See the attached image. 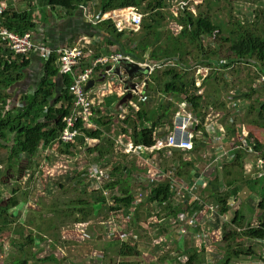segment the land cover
<instances>
[{"label":"rangeland","instance_id":"rangeland-1","mask_svg":"<svg viewBox=\"0 0 264 264\" xmlns=\"http://www.w3.org/2000/svg\"><path fill=\"white\" fill-rule=\"evenodd\" d=\"M6 1L0 0L3 4H6ZM146 1L147 4H152V6L145 7V11H143V5L139 7L141 12H145V17L156 13L163 17L160 31H165L167 35L161 38L162 42L173 40L176 34L169 30V25L175 22L176 14L179 16L184 10L196 15L199 11H202L203 15L216 22H221L229 29H233V25L237 26L240 23L245 27L255 28L259 32L264 31V0H165L163 8H157L156 3L159 2L158 0ZM8 2L9 5L11 4L12 9L25 10L28 6L35 7L39 11V15H42L45 20L47 18L45 13L46 4L43 3V0H9ZM197 6L200 7V10L197 9ZM58 16H60V12ZM128 34L132 33L128 32ZM204 42L205 44H211L212 47L216 45L215 42L208 43L207 38L204 39ZM104 43V41H100L93 46L102 48ZM128 45L130 47L133 44L128 43ZM221 50L215 57L212 66H203L196 64L197 49L192 48V62L185 65L184 70L178 69L188 75L189 81L193 80L194 83L197 80L200 82L201 79L198 74L199 67H206V70L209 71V78L206 80L207 82L201 84V87L204 88L203 104L207 108H213L216 113L220 112L219 124L225 128L226 135L234 139L237 129L244 127L251 137L263 145L261 150L264 153V120H261L259 114V107L264 102V89L252 90L257 70H261L255 63L233 62L230 57L227 60L226 55L228 53L225 49ZM173 61L177 65L174 68H177L178 64L175 60ZM221 61L229 66H222ZM219 63L221 64L219 65ZM162 72L158 71L157 74ZM28 83L29 80L24 77L23 80L8 89V93L13 94L14 105L20 106L21 95H24V93L29 94L28 92L32 91L35 83L32 82L31 85ZM145 91L146 99L140 105H143L142 110L147 112L146 117L152 120L146 122L145 125L151 126L168 108H170L171 114L174 113V110H176L175 105H169L156 81L153 86H147ZM245 95L251 96L250 103L243 104L240 111L231 108L239 100L244 101ZM243 106H245L244 109ZM103 107H105L106 114L110 115L111 119H109L113 125L114 121L117 120L118 107L116 105L110 106L109 100ZM99 111H101L100 108H97L95 112L99 114ZM163 120L167 121L168 118ZM131 121L133 120L131 119ZM169 123L168 120L166 124ZM228 126L232 127L233 130L228 131ZM159 127L164 129L165 132L162 135L164 136L167 133V126L159 124L157 129ZM113 130L114 127L111 126L107 134L114 138L120 134V131L113 132ZM11 139L2 140L1 143L6 148H0V264H94V261L88 257L89 253L95 246L100 251H105V247L107 248L109 243L107 242L109 240L106 227L101 223L103 220H107L109 212L105 208L97 213L95 217L92 216L88 220L91 225L88 228L87 237L83 241L79 240L74 233L76 223L73 224L72 222L77 216L65 217L62 212L64 209L68 211L72 209L79 210L80 205H77V203L80 204L89 199L92 201L93 193L91 186L85 180H82V176L74 178L77 173L76 167L80 163L83 165L84 161H89L93 164H107L109 167L115 168L120 164L131 165L129 162L134 161V159H129L128 155L116 149L114 144L110 142L113 146L106 158L95 157L89 160L88 155H85V157L78 160L79 164L66 162L67 159L64 158L65 154L62 152L64 147H61L58 152L53 150L55 146L48 150L41 149L34 157L30 158V155L23 154L20 160L13 159L9 162L10 148L13 145ZM232 141L234 142V140ZM215 150L216 148L212 150L213 154L211 153L207 160L200 158L197 152H192L193 157L190 158V161L196 157L197 160L193 161L200 165L198 170L203 171L206 164L216 158ZM246 158L247 155L242 153L241 160L238 161L234 157L232 159L224 158L221 163L213 162L207 171L208 176L212 174L214 178L221 179L219 185L221 192L230 193L233 189L239 190L237 197L242 202L240 210L245 220L233 225L230 224L232 218L228 217V224H224V235H228V239L224 241L225 236L223 235L222 240L217 244L210 242L207 244V247L211 250L205 257L206 264H223L229 253L240 249L244 251H247V249L252 250L250 256L232 257L230 264H264V242L255 241L243 235L245 229L260 224L263 217L262 212L259 210V203L262 201L264 194L260 182H256L253 186L250 184V181L253 180L246 176V169L243 164ZM177 163L178 161H176ZM171 164L170 161H164L162 168L168 171L171 169ZM120 166L122 168V165ZM132 166L135 170L138 165L132 163ZM224 167H226L225 172H220ZM192 169H195V167H185L181 170L189 176L190 173L193 174L197 167L194 171ZM137 170L140 174H146L145 171L139 168ZM116 178L128 181L122 178L120 170L116 173ZM231 182L232 185L229 184ZM132 184H135V182ZM142 184H145V181ZM253 187L254 191H251ZM71 201L75 205L71 204ZM14 202L16 206H14ZM215 207L221 211L220 205L215 204ZM149 211H151V204L148 203V200H144L138 213L142 214L141 220ZM120 214L125 218L127 211L123 210L122 213L119 212ZM163 214L164 218L167 219L168 212L163 211ZM117 221H120V219L117 218ZM92 223H94L93 226ZM139 223L135 221L134 217L130 216V224L127 225L126 235L127 233L133 235V237L127 236L130 237V245L136 248L139 256L142 252H146L152 257L139 258V262L133 260L132 264H183L182 262L186 260V257H184L186 256L185 251L195 247V240L192 235L179 238L173 229H167V231H173V234L169 236L166 245L152 246V237L136 228ZM210 228L213 230L216 229V226H210ZM27 236L29 239L32 238L34 242H29ZM110 249L107 250L109 256L106 257L104 264H121L123 261L119 262L118 260L117 244H114ZM96 264L100 263L96 262Z\"/></svg>","mask_w":264,"mask_h":264},{"label":"built area","instance_id":"built-area-1","mask_svg":"<svg viewBox=\"0 0 264 264\" xmlns=\"http://www.w3.org/2000/svg\"><path fill=\"white\" fill-rule=\"evenodd\" d=\"M7 8V3L0 2V17L3 16ZM25 10L31 11L30 9ZM77 10L87 22L95 27L104 21H110L119 32L126 34L128 32H139L143 18L146 15L138 7H124L100 13L96 1L81 4ZM34 16H39V14H34ZM176 17H178V14H176ZM169 27V30L176 35L183 30V26L177 20L171 23ZM0 40L8 48L7 54L12 62L29 59L32 53H38L44 65L48 57L56 53L59 56L60 74L72 77V111L69 115L63 117L64 128L55 149H53L59 152L61 147L73 145L75 148L71 151L72 153H63L65 154L64 158L67 159L66 162L79 164L78 160L85 157V155H88L89 160L99 157V151L92 152L91 149L95 146H98V148L106 147L112 142L116 149L128 155L129 159H134L129 163L137 164L138 168L146 172L145 175L132 170L121 173L123 179H129L130 195L133 199L130 208L109 210L107 220L101 222L106 227L109 242L118 243V250L123 244L130 243L129 236L133 237V235L127 233L129 235L127 236L126 229L130 224V216H132L137 223L140 222L136 228L152 237V246L167 244V235L163 232L162 225L168 223L179 238L192 235L195 240L194 248L205 250L206 255H208L211 249L207 247V244L209 242L217 244L222 240L224 226L228 224V217L230 216L233 220L235 212L241 209L242 202L237 196L232 197L226 204L228 211L221 213L214 203L208 201L205 195L209 184L207 171L213 162L217 163V161L224 158L232 159L234 157L236 159L237 154L242 153L246 154V159L249 160L246 168L250 172L256 168V176L259 179L263 178L264 153L257 148L258 142L256 139L251 137L244 127H240L237 129L234 139L233 137L230 138V148L225 149L222 144L227 136H224L225 130L219 124L220 112L216 113L213 108H207L203 103L199 109H195L185 93L180 94V100L176 99L175 94L167 93L164 94V97L168 100L169 105H175L176 110L173 113L172 123L167 125L166 135L159 136L157 134L159 130L156 129L153 135V145H136L130 139L129 134L123 132V129L127 128L125 122L128 117H133L139 112L138 104L146 99L145 90L147 86L154 85L153 76L158 71L174 69L177 66L173 60L152 61L145 56L143 61H135L132 57L123 53L119 46L107 45L104 37L99 34L87 35L85 39L80 38L74 45L53 46L38 41L34 37L33 31L19 33L0 24ZM100 41H104L105 46L102 48L93 46ZM133 63L144 70L138 71L130 78L126 69L130 67L129 64ZM221 65L228 64L222 63ZM208 73L206 67H199L198 74L201 79L200 82L195 81V87L198 89L195 95L204 96V88L201 87V84H204L207 77H209ZM92 80L94 85L87 90L86 87ZM262 89H264V74L257 70L252 90ZM250 98L249 95L244 101L239 100L231 108L240 111L243 104L250 103ZM107 100L110 101V106L116 105L118 107L117 120L111 126L114 127L113 132L120 131V134L113 138L105 132L99 139H93L86 131L101 130L97 119L110 116L106 114L105 107H103ZM97 108L101 110L99 114L95 112ZM197 140H199V145L196 143ZM214 140L219 143L216 148V158L213 162L206 164L203 171L197 169L190 180L181 178L173 166L168 171L162 168L164 161L174 160V153L179 151L182 153L197 152L200 158L207 160L211 153H203L202 147L197 146L205 147ZM107 154L103 158H106ZM76 169L77 173L74 178L82 176V180H85L91 186L92 193L101 194L104 197L106 207L104 204H97L101 210L116 207L115 200L112 197L115 194L117 195V190L114 191L109 187L117 180L114 168L109 167L107 164H93L84 161V164L81 165L80 163ZM144 181L145 184H142ZM163 181H167L168 184L169 202H152L151 211L147 212L142 220V214L134 216L137 208L144 203V200L152 197L155 199L153 190ZM133 182L135 184H132ZM169 204L172 207L171 210H173L170 213L165 210ZM123 210L127 211L125 218L121 214L119 215V212L122 213ZM163 211L168 212L167 219L164 218ZM117 218L120 221H117ZM232 220L230 224H232ZM90 225L91 223L88 221L75 224L76 230L74 233L79 240L83 241L87 237ZM210 226H216V229L211 230ZM106 253V251L93 250L88 257L93 261L98 260L100 262L105 259ZM118 260L119 262L122 261L120 257H118Z\"/></svg>","mask_w":264,"mask_h":264},{"label":"trees","instance_id":"trees-1","mask_svg":"<svg viewBox=\"0 0 264 264\" xmlns=\"http://www.w3.org/2000/svg\"><path fill=\"white\" fill-rule=\"evenodd\" d=\"M89 1L95 0H43V3L46 4V15L48 10L55 12L58 9L71 15L76 11L79 5ZM158 1L159 2L156 3L157 8H163L165 0ZM96 2L100 13L124 7L139 8L141 5H143V11H145V7L149 8L152 6V4H147L146 0H96ZM28 8L31 11H15L14 9L7 8L3 16L0 17V24L19 33L35 30L38 27V19L34 16L33 7L28 6ZM197 9L200 10V7L197 6ZM171 17H173V15H171ZM175 19L183 26V30L178 35H174L175 37H173V40H170V42H162L161 38H163V36L165 37L167 33L165 31H160L163 17L158 13L147 15L142 21L141 30L137 33L127 35L123 32H119L110 21H104L94 27L92 33L86 35L93 36L95 34H101L107 45L119 46L123 53L129 55L135 61H143L145 56L148 60L152 61L175 60L178 64L177 68L168 69L158 74L156 73L153 79L163 93H173L176 95L177 100H180V94H187L189 101L193 104L195 109L200 108L204 96L195 95L198 90L197 87H195V82L193 83V80L190 82L189 76L181 72L182 69L184 70L185 65L192 62V48L197 49L196 64L212 66L219 51L225 49L228 53V55H226L227 60L230 57V59H233V62L255 63L264 74L263 30L259 32L255 30V28L251 29L240 23L237 24V26L233 25V29H229L221 22H216L210 17L203 15L202 11H199L196 15L184 10ZM205 38L209 40L208 43L215 42L216 45L212 47L210 46L211 44H205ZM128 43H132L133 45L128 47ZM7 52L8 48L0 40V148H6V146L2 145L1 141H7L11 139L12 136L11 141L13 145L10 148L8 157V161L10 162L13 159L20 160L23 154L30 155V158L34 157L41 149L53 148L56 145L64 128L63 117L69 115L72 111L73 95L71 86L73 79L69 75L60 74L59 56L53 53L45 61L42 75L36 86L32 87V91L28 92L29 94L24 93V95H21V105L16 106V104H13V94H9L8 89L10 86L24 79L26 76L25 71L31 65V60L24 59L12 62ZM178 68H181V70ZM208 78L209 77H207L206 80H208ZM245 96L249 97V95ZM259 114L261 120H264V102L261 103L259 107ZM146 115L147 112L142 110L141 112H137L135 116L139 121L138 123H136L137 121H131L130 117L127 118L125 122L127 128H124L123 132L128 133L130 139L136 145H153V135L156 127L159 124H165L168 120L171 124L173 119V114H171V110L168 108L156 122H153L151 126H147L145 123L152 120L146 118ZM109 118V116H103L101 119H97V123L101 126V130L86 131V133L93 139H99L101 135L111 129L112 122L110 121L111 118ZM164 118H168V120H163ZM228 129L229 131L233 130L232 127L229 126ZM112 146L113 144L111 143L104 148L95 146L91 151L98 150L99 157L103 158L105 154L111 152ZM74 148L73 145H67L64 146V151L62 152L72 153L71 151H73ZM257 148L261 150L263 149V145L258 142ZM236 160H241V153L237 154ZM183 169H185V167H183ZM119 170L120 169L116 167L115 173ZM182 172L184 173V171ZM178 173L180 175V171ZM256 182H260L264 190V177L261 178L260 181H250V184L253 186ZM220 183L221 179L217 177L210 184L212 187L209 189V192L211 200L220 205L221 213H226L228 211L226 204L231 193H233L231 197L238 196L239 190L233 189L230 193L221 192ZM229 184L232 185L233 183L231 182ZM109 187L114 191L117 190V195L115 194L112 197L115 200L116 207H110L106 211L130 208L133 198L130 195L128 181L117 179ZM251 191H254V187ZM153 196L155 199H153V197L147 199L149 204L154 201H159L160 203L169 202L170 191L167 181L158 184L153 190ZM262 198V201L259 203V210L262 212L263 217L260 224L245 229L243 235L246 238L264 242V194ZM97 203L105 205L106 201L101 194L93 193L92 201L89 199L80 204L77 203V205H80L79 210L72 209L68 211L64 209L62 213L65 217L77 216V218L72 220L73 224L87 222L94 216V206L97 205ZM13 204L16 206L15 202ZM71 204H74L73 201H71ZM141 206L137 208L134 216L138 215ZM171 209L172 207L169 204L165 210L170 213L173 212ZM243 220H245V217L241 214V211H236L232 224H239V222ZM224 236L225 241L228 239V235ZM28 240L29 242H34L32 238H28ZM250 251L252 250L247 249V251H244L240 249L238 251H233V253H229V256H227L223 264H230L232 257L238 258L242 255L250 256ZM118 252V256L123 261L121 264H132V261L135 259L134 257L139 255L136 248L130 245V243L123 244ZM185 253L186 256L184 257H187V260L183 264L206 263L205 250L193 248L186 250Z\"/></svg>","mask_w":264,"mask_h":264},{"label":"crops","instance_id":"crops-1","mask_svg":"<svg viewBox=\"0 0 264 264\" xmlns=\"http://www.w3.org/2000/svg\"><path fill=\"white\" fill-rule=\"evenodd\" d=\"M8 1L9 0L6 1L7 6H8V8H11L12 9V7H10L11 4L9 5V2ZM27 9H29V8H27ZM14 10L15 11H24V10H19V8L18 9H14ZM33 10H34V14L35 15H38L39 14L38 13L39 11H37V9L35 7H33ZM59 10L60 9L56 10L55 12L49 11V14L47 13L46 20L42 16H38L39 17L38 27L35 30H33L34 37L38 41L45 42V43H48L49 45H53V46L74 45V44H76L78 42V40L80 38L81 39H85V38H87V35L86 34L89 35V33H92L94 31L93 28L95 26H93L89 22H87L84 19V17L79 13L78 10L75 11L71 15H68L64 11H62V10L59 11ZM59 12H60V16H58L59 15ZM99 35H101V34H99ZM103 46H105V43H104ZM99 50H100V48H99ZM29 59L31 60V65L25 71V74H26L25 78L29 80V83H28L29 85H31V83L34 82L35 83L34 86H36V84H37V82H38V80H39V78H40V76L42 75V72H43V63L41 61V56L38 53H32L31 56L29 57ZM142 106L143 105H140V103L138 104V109H139L138 111L139 112L142 111ZM135 116H136V114L133 115V117H130V118L133 121H135V122L137 121L136 123H138L139 121L135 118ZM163 125L166 127L168 124L165 123ZM221 127H223V126L221 125ZM156 129H157V127H156ZM219 129H218V131H219ZM157 130H159V132L157 134L159 136L163 137L162 135L165 132L164 129H162L161 127H159V129H157ZM224 130H225V128H224ZM228 131H229V129H228ZM225 135H226V130H225L224 136ZM226 136H227V138H226L225 141L223 140V144L222 145L224 146L225 149H228V148H230V138L231 137H229L228 135H226ZM196 143H197V145H199L200 144L199 143V140H197ZM217 146H219V143L214 140V141L211 142V144L205 145V147H203L201 145L200 146H197V147H202V149H203L202 152L203 153H206V152L207 153H212V150L214 148H217ZM191 157H193L192 152L191 153H187V152L182 153V152L179 151V152L174 153V160L168 159V160H166V162H168V161H170V163L172 162V164L170 166H173L175 170H178V172L180 171V175H179V173H178V175L181 178H183L184 180H190V178L192 176V173H190V175H189L190 177H189L188 174L183 173L180 169H183V167H188V166L191 167V168H194L195 167V169L197 167V169H199L200 165L197 164L195 161H193V160H197V158L194 157V159L192 161H190V158ZM180 158H181V160H180ZM176 161H178L177 164H176ZM182 162H183V164H182ZM210 162H213V161H210ZM218 163H221V160L217 161V164ZM247 163H249V160L246 159V161L243 163L244 164V167L246 169V176H249L253 181H260V179L256 176L257 169L254 168V170L252 172H250L249 169L246 168V164ZM120 165H122V168H121ZM120 165L117 166L120 169V173H122L123 171H127V170L138 171L137 170L138 167L135 170L133 169L134 167L132 166V163H131V165H128V164H120ZM115 168H114V170H115ZM195 169H192V170L194 171ZM225 169H226V167H224L223 170H221L220 172H225ZM195 171L193 173H195ZM198 171H200V170H198ZM216 178L217 177L214 178L212 176V174H210L207 177V180H208L209 184L207 186L208 188L206 190L205 195H206L208 201H210L211 203H213L214 201L213 200H210L211 198L209 196L210 195L209 188H210V184ZM126 180L129 181V179H126ZM232 197H235V196H232ZM232 197H230L229 199H231ZM214 204H216V203H214ZM100 210H101L100 207H98L97 205L94 206V211H95L94 212V217L96 216V214ZM239 211H241V210H239ZM93 224L94 223H92V226H93ZM99 225H101V224L99 223ZM167 229H171L172 230L173 228L168 223H163L162 230L167 235V243H168L169 236L171 234H173V231L174 230L173 231H171V230L170 231L169 230L167 231ZM26 238H28V236ZM107 242H109V241H107ZM109 243L107 244V248L105 247V249H106L105 251L107 252L106 253V257L109 256V251H107V250H111L110 248L112 246H114V244H117V249L119 247V244L116 243V242H114V243L109 242ZM111 244H112V246H111ZM168 246H169V244H168ZM167 248H169V247H167ZM93 250H99V249H97V247L95 246V248ZM118 253L119 252H117V256H118ZM145 256L152 257L151 255H148V253L142 252L140 256L137 255L136 257H134L135 258L134 260H138V262H139V258H144ZM106 257H105V259H106ZM105 259L103 261H100V262L98 260H95L94 261V264H96V262H99L100 264H104Z\"/></svg>","mask_w":264,"mask_h":264},{"label":"water","instance_id":"water-1","mask_svg":"<svg viewBox=\"0 0 264 264\" xmlns=\"http://www.w3.org/2000/svg\"><path fill=\"white\" fill-rule=\"evenodd\" d=\"M130 67L127 68V72H128V76L131 78L133 77L134 74H136L138 71H143L144 69L140 68L137 64L133 63V64H129ZM119 74V72H117ZM94 85V81H90L86 87V89L88 90L89 88H91Z\"/></svg>","mask_w":264,"mask_h":264},{"label":"clouds","instance_id":"clouds-1","mask_svg":"<svg viewBox=\"0 0 264 264\" xmlns=\"http://www.w3.org/2000/svg\"><path fill=\"white\" fill-rule=\"evenodd\" d=\"M39 16H42V15H39ZM37 17V16H36ZM38 20H39V17H38Z\"/></svg>","mask_w":264,"mask_h":264}]
</instances>
